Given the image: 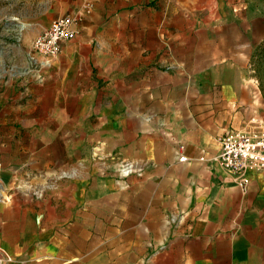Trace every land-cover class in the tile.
<instances>
[{
  "label": "crops",
  "instance_id": "obj_1",
  "mask_svg": "<svg viewBox=\"0 0 264 264\" xmlns=\"http://www.w3.org/2000/svg\"><path fill=\"white\" fill-rule=\"evenodd\" d=\"M14 1L0 13V264H264V171L213 160L229 125L214 105L258 86L246 65L264 0ZM77 10L79 33L43 63L34 38Z\"/></svg>",
  "mask_w": 264,
  "mask_h": 264
},
{
  "label": "built area",
  "instance_id": "obj_2",
  "mask_svg": "<svg viewBox=\"0 0 264 264\" xmlns=\"http://www.w3.org/2000/svg\"><path fill=\"white\" fill-rule=\"evenodd\" d=\"M85 10L90 12L91 7ZM82 15L80 10L65 13L52 19L48 26L40 30L32 42V50L41 55L43 63H49L59 54L61 43L76 37ZM219 144V151L213 160L220 167L238 175H243L249 168L264 171V127L257 132L230 130L220 137ZM184 159L185 156L178 158L179 161ZM127 171L128 168L125 169ZM246 182V178L242 177L239 185L242 187Z\"/></svg>",
  "mask_w": 264,
  "mask_h": 264
},
{
  "label": "rangeland",
  "instance_id": "obj_3",
  "mask_svg": "<svg viewBox=\"0 0 264 264\" xmlns=\"http://www.w3.org/2000/svg\"><path fill=\"white\" fill-rule=\"evenodd\" d=\"M3 5H8L10 8L19 7V4H15L14 0H0V13ZM155 14L157 13L155 12ZM176 20L174 19L172 23H176ZM249 46V59L246 66L248 67L249 76L257 82L260 95L256 101L257 87L255 86L253 96L250 99L243 98L239 101H234L230 106L229 103H226L225 106L220 104L214 105L218 120H225L226 124H229L227 131L257 132L264 127V39L250 40ZM242 64L244 65V63ZM1 73L2 71L0 70ZM2 98L5 97L2 96ZM7 98L10 99L11 96ZM4 103L2 102V104ZM49 106V102L46 101L41 107L42 113L47 112ZM126 216H129L128 218L136 217V215Z\"/></svg>",
  "mask_w": 264,
  "mask_h": 264
},
{
  "label": "bare ground",
  "instance_id": "obj_4",
  "mask_svg": "<svg viewBox=\"0 0 264 264\" xmlns=\"http://www.w3.org/2000/svg\"><path fill=\"white\" fill-rule=\"evenodd\" d=\"M1 194H3V191H2L1 188H0V195H1Z\"/></svg>",
  "mask_w": 264,
  "mask_h": 264
}]
</instances>
